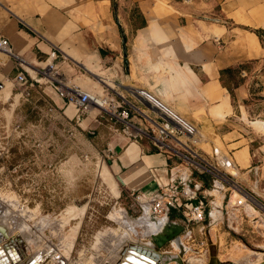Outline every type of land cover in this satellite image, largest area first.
Segmentation results:
<instances>
[{
	"label": "crops",
	"instance_id": "crops-1",
	"mask_svg": "<svg viewBox=\"0 0 264 264\" xmlns=\"http://www.w3.org/2000/svg\"><path fill=\"white\" fill-rule=\"evenodd\" d=\"M112 5L113 0H0V38L11 52L0 51V98L31 103L56 125L69 123L73 136L93 135L110 154V173L133 204L138 205L132 194L148 203L170 181H184L198 199H207L206 207L208 202L213 207L208 223L188 227L191 239L185 237V227L181 233L182 243L191 249L197 247L192 240L211 242L210 226L223 212L231 227L244 228L248 218L264 227L259 215L264 210L230 204L226 183L214 180L205 167L211 161L216 169L208 165L210 170L221 174L216 158L226 156L224 167L241 174L248 188L259 186L264 193V0H117L128 75L122 69ZM48 66L65 84L128 110L130 119L115 121L94 107L77 117L76 106L66 104L44 74ZM229 69L234 71L223 73ZM20 73L30 84L16 82ZM255 80L260 89L251 94ZM164 122L183 129V143L206 162L200 170L151 145L147 135ZM194 171L212 176L208 188L193 177ZM250 197L264 207V197ZM140 218L147 219L144 227ZM169 220L183 225L177 212ZM155 224L143 215L135 226L153 233ZM69 241L73 247L74 237ZM160 252L165 263L169 253ZM199 258L188 252L178 257V264L190 259L196 264Z\"/></svg>",
	"mask_w": 264,
	"mask_h": 264
},
{
	"label": "rangeland",
	"instance_id": "rangeland-1",
	"mask_svg": "<svg viewBox=\"0 0 264 264\" xmlns=\"http://www.w3.org/2000/svg\"><path fill=\"white\" fill-rule=\"evenodd\" d=\"M30 98V95L23 97ZM15 99V96L7 100L0 98L1 214L6 208L9 215L19 217L22 214L20 219L29 228L41 224L43 230L39 235L54 246L61 258L69 255L72 247L69 239L74 237L67 257L69 264H114L125 245L130 244L149 249L143 245H151L148 243L150 233L141 228L147 219L140 218L138 221L143 225L135 226L140 216L148 217V214H143L140 207L120 190L109 170L110 154L100 147L94 136H73L69 123L56 125L31 103L20 99L17 104ZM221 156L218 155L216 161L228 187L227 201L235 206L246 203L250 209L264 210L245 192L249 189L261 200L264 193L259 186L248 188L240 180L241 174L233 175L230 167L222 166L226 156ZM207 163V169H210L208 165L216 169L211 161ZM263 187L262 184L261 189ZM207 204L203 224L208 223L207 212L213 209L209 202ZM215 214L216 217H212L217 219ZM259 215L264 220V211ZM248 221L249 218L244 228L231 227L223 212L219 222L210 226L213 227L211 242L216 246L214 256L219 263L264 264V227L259 228ZM78 226L74 234L73 230ZM11 230V236L17 232ZM99 233L105 235L97 238ZM27 249L25 246L26 254ZM192 249L199 251L197 247ZM161 250L171 257L164 264L179 263L172 260L177 257L173 254L178 250L175 244H167ZM191 255L198 258L203 255L196 264H209L208 242L204 250ZM185 264H193V260Z\"/></svg>",
	"mask_w": 264,
	"mask_h": 264
},
{
	"label": "built area",
	"instance_id": "built-area-1",
	"mask_svg": "<svg viewBox=\"0 0 264 264\" xmlns=\"http://www.w3.org/2000/svg\"><path fill=\"white\" fill-rule=\"evenodd\" d=\"M0 51L6 55H11L9 43L4 38H0ZM47 69V70H46ZM44 74L48 76L54 84V89L57 95L65 100L66 104H72L77 108V117L82 113L87 112L91 108H98L104 111L111 119L119 122H126L130 119L128 110L121 109L114 102L101 98L99 96L90 95L80 91L78 88L65 84L59 79V76L52 67H46ZM16 82L20 85L30 84L23 73L16 76ZM1 88V86H0ZM100 101L107 102L111 108H103ZM185 134L183 129L169 123L164 122L156 124L155 129L151 134L147 135L151 145L158 151L165 152L176 158L186 159L195 170H200L203 164H206L204 159L197 154L191 147L187 146L181 140ZM141 136L137 133L135 135ZM222 166H225L224 164ZM229 166V165H226ZM214 176V180L221 182L222 175L216 170H210ZM135 202L140 207L142 213H148V218L159 224L162 221L169 219V214L174 211L180 214L183 226L185 229V237L191 239V231L188 227L195 223L203 222L206 215V204L203 200L190 190L188 184L184 181H170L168 184L159 188L158 192L146 203L139 194L134 195ZM191 245H196L199 252L204 250L206 243L204 241L192 240Z\"/></svg>",
	"mask_w": 264,
	"mask_h": 264
},
{
	"label": "bare ground",
	"instance_id": "bare-ground-1",
	"mask_svg": "<svg viewBox=\"0 0 264 264\" xmlns=\"http://www.w3.org/2000/svg\"><path fill=\"white\" fill-rule=\"evenodd\" d=\"M100 103L103 108H111L107 102L100 101ZM5 209L2 214L0 211V264H69V260L67 259L69 255L62 258L58 256L54 246L45 242L39 235V231H41V229L43 230L41 224L29 228L23 223V220L20 219L22 214H19V217L15 216V214L11 215V213L9 215L8 210L6 209V211ZM11 229L17 231L12 236ZM3 235L5 237H3ZM25 246L28 247V254L25 253ZM175 247L181 249L177 244H175ZM124 248L125 254L118 257L117 264L123 262L124 256L128 253V245ZM159 256L160 258L156 264H162L165 258V255H162L161 252ZM167 259L170 260L171 257L166 255V261Z\"/></svg>",
	"mask_w": 264,
	"mask_h": 264
},
{
	"label": "water",
	"instance_id": "water-1",
	"mask_svg": "<svg viewBox=\"0 0 264 264\" xmlns=\"http://www.w3.org/2000/svg\"><path fill=\"white\" fill-rule=\"evenodd\" d=\"M113 14L116 24L119 27L120 36H121V54H122V69L125 75H128V58H127V48H126V36L122 24L118 18V8L117 0H113ZM248 195H252L250 192L245 190ZM184 232V226L172 222L169 219H166L158 224L157 230L149 234V240L151 243V248L146 249L135 244L128 245V253L124 256V260L118 264H156L159 260L160 250L167 244H177L181 249H178V257L181 259L188 252L198 254L199 251L191 249L185 246L181 240V233ZM209 244L210 252V262L209 264H221L216 260L214 252L216 246L211 242ZM121 255L125 254V248L121 251ZM178 257H174L172 260H178ZM117 264V263H115ZM231 264V263H229Z\"/></svg>",
	"mask_w": 264,
	"mask_h": 264
},
{
	"label": "trees",
	"instance_id": "trees-1",
	"mask_svg": "<svg viewBox=\"0 0 264 264\" xmlns=\"http://www.w3.org/2000/svg\"><path fill=\"white\" fill-rule=\"evenodd\" d=\"M242 68H243V67H239V69H242ZM233 71H234V70L229 69V70H226V71L223 72V73H225V74H229V73H231V72H233ZM221 74H222V73H221ZM259 89H260V83L257 82V81L255 80V81L252 82L249 91H250L251 94H253V93H255L256 91H258ZM230 93H231V96H232V91H230ZM193 177H195L196 179L202 181V182H203V185H204L206 188H208V187L210 186V184L212 183V180H213L212 176H211L210 174L206 173V172L198 173V172L194 171V172H193ZM169 216H170V214H169Z\"/></svg>",
	"mask_w": 264,
	"mask_h": 264
}]
</instances>
